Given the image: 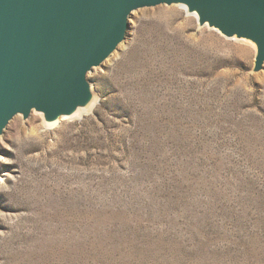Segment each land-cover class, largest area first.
<instances>
[{
	"label": "rangeland",
	"instance_id": "1",
	"mask_svg": "<svg viewBox=\"0 0 264 264\" xmlns=\"http://www.w3.org/2000/svg\"><path fill=\"white\" fill-rule=\"evenodd\" d=\"M131 16L91 110L0 136V264H264V65L181 7Z\"/></svg>",
	"mask_w": 264,
	"mask_h": 264
},
{
	"label": "water",
	"instance_id": "2",
	"mask_svg": "<svg viewBox=\"0 0 264 264\" xmlns=\"http://www.w3.org/2000/svg\"><path fill=\"white\" fill-rule=\"evenodd\" d=\"M157 6L250 43L262 69L264 0H0V136L18 115L53 126L91 110L89 73L124 42L133 12Z\"/></svg>",
	"mask_w": 264,
	"mask_h": 264
},
{
	"label": "bare ground",
	"instance_id": "3",
	"mask_svg": "<svg viewBox=\"0 0 264 264\" xmlns=\"http://www.w3.org/2000/svg\"><path fill=\"white\" fill-rule=\"evenodd\" d=\"M169 12V11H168ZM132 17V16H131ZM194 19H195V17L194 16H192ZM130 20V19H129ZM138 21V18L137 17H134L133 18V20H132V22L133 23H136ZM195 21H196V19H195ZM119 51H123L124 50V48H125V45L124 44H122V45H119ZM120 52V53H121ZM115 53V52H114ZM113 53V54H114ZM112 54V55H113ZM110 56L106 61H105V66L107 65H109V64H111L113 61H114V58H116V53L113 55V56ZM94 94H95V96H94V98H93V101H92V103H91V106H90V109L93 107V105H94V103H95V101H96V99H97V95H96V93L94 92ZM84 114V113H83ZM82 114H80V115H77V116H81ZM76 116V117H77ZM62 120H64V119H62ZM62 120H58L57 122H54V123H52V124H49V125H57V123H59L60 121H62ZM54 127V126H53ZM19 128V123H18V120H16V121H14L13 123H11V126H10V130L12 131V132H15V131H17V129ZM4 163H3V158H2V156H0V166H2ZM3 175V174H2ZM2 175H0V182H1V177H2Z\"/></svg>",
	"mask_w": 264,
	"mask_h": 264
}]
</instances>
